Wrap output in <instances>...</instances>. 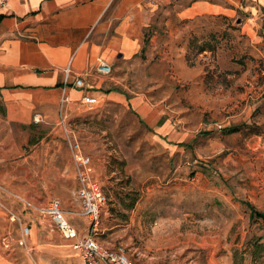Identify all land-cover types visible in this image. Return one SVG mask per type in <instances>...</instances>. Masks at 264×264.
<instances>
[{
  "label": "rangeland",
  "instance_id": "rangeland-1",
  "mask_svg": "<svg viewBox=\"0 0 264 264\" xmlns=\"http://www.w3.org/2000/svg\"><path fill=\"white\" fill-rule=\"evenodd\" d=\"M250 13L247 5L236 10L230 29L236 17L245 20ZM155 30L149 56L116 62L108 76L116 77L128 96L143 94L154 105L166 104L176 127L194 136L180 148H167L117 100L63 102L51 115L42 112L45 118L37 123L0 120V206L12 236L26 223L37 231L35 244L29 237L27 248L17 243L14 264H80L68 241L47 229L33 208L56 198L71 222L87 224L75 199L76 171L60 117L90 157L92 174L107 196L99 228L103 242L124 245L134 264H264V247L255 248L264 245V221L250 218L243 203L264 212V97L253 101L247 116L231 113L239 116L238 130L231 133L221 105L244 96L247 84L239 83V73L251 64L248 38L229 31L224 63L236 66L237 75L223 91L213 92L212 107L185 105L179 112L175 102L184 99L190 82L173 73L177 54L165 26L160 22ZM196 49L190 58L186 54V65L197 71L201 85L207 62L216 57ZM260 62L262 56L253 61L254 69Z\"/></svg>",
  "mask_w": 264,
  "mask_h": 264
},
{
  "label": "crops",
  "instance_id": "crops-1",
  "mask_svg": "<svg viewBox=\"0 0 264 264\" xmlns=\"http://www.w3.org/2000/svg\"><path fill=\"white\" fill-rule=\"evenodd\" d=\"M246 5L251 13L245 20L236 17L237 23L230 29L229 17L238 9L245 10ZM160 22L177 54L173 73L179 81L190 82L184 99L175 102L179 112L185 105L211 106L208 103L213 92L223 91L229 79L237 75L236 66L224 63L229 31L247 36L251 64L239 73L243 74L239 83L247 84L244 96L236 103L221 104L229 128H235L239 116L234 119L231 113L247 116L253 101L264 97L260 86L263 78L259 75L262 64H255L257 69L252 65L261 56L264 58V0H8L0 13V120L43 121L42 112L51 115L64 96L72 103L83 97L117 100L130 106L153 137L167 148L184 146L194 135L183 126L176 127L166 104L154 105L143 94L128 96L116 77L93 69L100 61L115 66L116 62L149 56L158 35L155 25ZM212 41L217 43L215 48L207 43ZM201 42L204 45L199 46ZM196 47L207 57L211 53L216 57L207 62L201 85L197 83V71L186 65V54L190 58V53L197 52ZM66 67L70 74L65 85ZM194 72L196 76L191 77ZM249 73L252 77L246 81ZM77 76L83 79L80 87L73 85ZM217 79L221 80L218 84ZM45 222L47 229L60 234ZM25 225L30 228L27 242L35 244L36 229ZM75 225L81 231L82 226ZM9 227L11 222L0 206V264H14L21 236V230L12 236ZM51 239L59 240L54 235ZM67 245L71 248L69 241ZM77 258L80 260L78 253Z\"/></svg>",
  "mask_w": 264,
  "mask_h": 264
},
{
  "label": "built area",
  "instance_id": "built-area-1",
  "mask_svg": "<svg viewBox=\"0 0 264 264\" xmlns=\"http://www.w3.org/2000/svg\"><path fill=\"white\" fill-rule=\"evenodd\" d=\"M7 1L0 0V13L6 6ZM93 69L100 74L109 75L112 71V66L100 61ZM64 73V84L66 85L68 83L70 68L66 67ZM259 75L263 78V82L260 85L263 87L261 89V94H263L264 62L259 70ZM73 85L76 87L82 86V77L77 76L73 81ZM82 99L87 103L95 102V99L90 97H83ZM68 101L67 96H64L60 101V105ZM34 120L37 119L34 118ZM60 125L66 133V140L76 171L78 185L74 195L81 209L80 214L87 221V225L81 229H84L85 233L79 235V228L66 217L60 201L56 198L51 199L45 205L33 206V208L60 233L64 240L69 241V245L78 253L82 264H134L124 245L105 243L100 239V217L101 211L107 202V196L103 187L92 176L90 157L83 152L78 140L70 136L63 117H60ZM218 128H221V126H218ZM14 218V216H11V220H14ZM29 233V226H23L17 243L21 246H26V239Z\"/></svg>",
  "mask_w": 264,
  "mask_h": 264
},
{
  "label": "trees",
  "instance_id": "trees-1",
  "mask_svg": "<svg viewBox=\"0 0 264 264\" xmlns=\"http://www.w3.org/2000/svg\"><path fill=\"white\" fill-rule=\"evenodd\" d=\"M227 130H228V132H235L238 130V128H231V129L228 128ZM243 203L250 209V215H249L250 218H256V219H260V220L264 221V212L256 210L254 208V206L251 203H249L248 201H244ZM263 247H264V245H262V244H259V243L255 244L256 249L257 248L260 249Z\"/></svg>",
  "mask_w": 264,
  "mask_h": 264
}]
</instances>
